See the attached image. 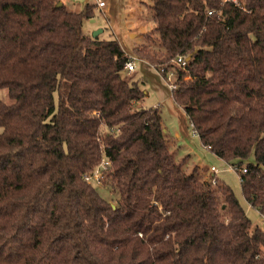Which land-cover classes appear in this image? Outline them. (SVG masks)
Returning <instances> with one entry per match:
<instances>
[{
    "label": "trees",
    "instance_id": "obj_1",
    "mask_svg": "<svg viewBox=\"0 0 264 264\" xmlns=\"http://www.w3.org/2000/svg\"><path fill=\"white\" fill-rule=\"evenodd\" d=\"M95 5L0 0V264H264V227L170 149L120 40L85 33ZM152 8L135 53L173 71L174 100L264 216V0ZM104 160L115 204L87 178Z\"/></svg>",
    "mask_w": 264,
    "mask_h": 264
},
{
    "label": "rangeland",
    "instance_id": "obj_2",
    "mask_svg": "<svg viewBox=\"0 0 264 264\" xmlns=\"http://www.w3.org/2000/svg\"><path fill=\"white\" fill-rule=\"evenodd\" d=\"M61 1L73 10L82 9L87 3L96 4V0ZM105 3L103 7L96 4L93 15L84 20L85 33L93 35L95 31L100 30V37H116L120 40L135 66L131 72L125 69L123 76L129 81H136L144 92L140 106L159 108L169 137L170 149L178 159L188 157L185 163L187 168L191 169L198 164L206 178H213V181L230 186L252 220L253 226L264 227V216L250 205L243 195L236 167L216 156L202 144L183 107L174 100L171 86L175 80L173 71H169L164 77L152 63L135 53L134 47H142L147 43L146 34H153L156 25L152 0H105ZM156 36L155 33L153 38ZM0 96L5 102L11 101L7 88L0 89ZM250 160H254L253 155ZM93 184L105 199L116 203L118 195L110 186L97 180H93Z\"/></svg>",
    "mask_w": 264,
    "mask_h": 264
},
{
    "label": "built area",
    "instance_id": "obj_3",
    "mask_svg": "<svg viewBox=\"0 0 264 264\" xmlns=\"http://www.w3.org/2000/svg\"><path fill=\"white\" fill-rule=\"evenodd\" d=\"M234 2H237V0H232ZM96 4L99 6V7H103L105 6V0H96ZM186 57L185 56H178V58H176L175 60V63L182 66V67H185L186 66ZM125 69H127L129 72L133 71L135 69V66H134V63L132 60L128 61L126 64H125ZM170 80V79H169ZM171 86H172V89L175 87V84L174 82L171 83ZM108 161H102V163L95 169L94 173L91 174L90 176H88L87 178L91 179V180H97L98 182H102V179H103V176H104V173H103V169L107 168L108 166Z\"/></svg>",
    "mask_w": 264,
    "mask_h": 264
},
{
    "label": "water",
    "instance_id": "obj_4",
    "mask_svg": "<svg viewBox=\"0 0 264 264\" xmlns=\"http://www.w3.org/2000/svg\"><path fill=\"white\" fill-rule=\"evenodd\" d=\"M100 30H97L93 33V36H97L99 34Z\"/></svg>",
    "mask_w": 264,
    "mask_h": 264
}]
</instances>
